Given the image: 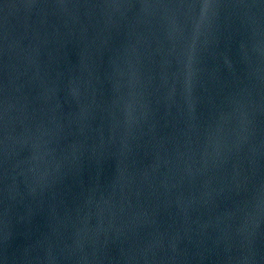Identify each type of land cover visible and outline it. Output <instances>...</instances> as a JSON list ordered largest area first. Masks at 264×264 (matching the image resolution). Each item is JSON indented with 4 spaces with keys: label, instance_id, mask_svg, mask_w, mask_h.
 <instances>
[{
    "label": "water",
    "instance_id": "95a60500",
    "mask_svg": "<svg viewBox=\"0 0 264 264\" xmlns=\"http://www.w3.org/2000/svg\"><path fill=\"white\" fill-rule=\"evenodd\" d=\"M0 264H264V0H0Z\"/></svg>",
    "mask_w": 264,
    "mask_h": 264
}]
</instances>
